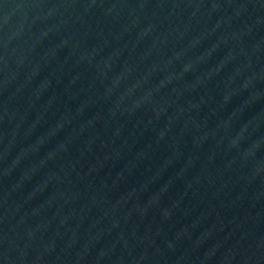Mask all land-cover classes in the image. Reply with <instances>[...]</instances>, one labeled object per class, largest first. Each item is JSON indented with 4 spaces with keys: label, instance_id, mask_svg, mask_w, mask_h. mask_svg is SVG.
I'll return each instance as SVG.
<instances>
[{
    "label": "water",
    "instance_id": "water-1",
    "mask_svg": "<svg viewBox=\"0 0 264 264\" xmlns=\"http://www.w3.org/2000/svg\"><path fill=\"white\" fill-rule=\"evenodd\" d=\"M264 183V0H0V264H103Z\"/></svg>",
    "mask_w": 264,
    "mask_h": 264
}]
</instances>
